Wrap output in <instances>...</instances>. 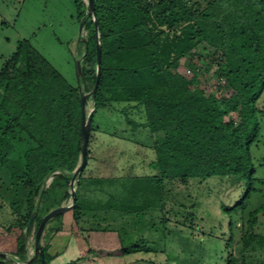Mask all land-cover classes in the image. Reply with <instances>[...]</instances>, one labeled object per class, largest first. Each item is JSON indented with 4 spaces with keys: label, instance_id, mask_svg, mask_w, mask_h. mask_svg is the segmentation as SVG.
<instances>
[{
    "label": "trees",
    "instance_id": "1",
    "mask_svg": "<svg viewBox=\"0 0 264 264\" xmlns=\"http://www.w3.org/2000/svg\"><path fill=\"white\" fill-rule=\"evenodd\" d=\"M84 4L76 0L79 11ZM94 7L98 32L94 19L83 20L88 34L80 43L85 50L87 44L88 50L77 66L79 84L89 89L93 83L94 89L100 41L101 78L96 93H91L96 110L110 102H131L143 109V122L126 119L158 136L152 166L160 188L165 180L186 183L216 175L245 183L247 190L237 203L223 205L232 228V211L243 213L252 193L258 191L251 149L260 141L257 113L264 93V0H94ZM203 43L213 47L214 53L205 58L210 60L206 65L199 66ZM184 57L192 60L189 66L195 74L190 79L178 71ZM213 66H217L214 77L219 86L225 80L231 90L228 97L208 94L197 84L198 73ZM232 114L239 122L227 118ZM82 117L81 86L71 84L30 41H21L0 68V166L27 193V215L8 228L16 230L14 254L25 264H42L40 252L27 261L28 237L33 224L43 219L35 213V200L52 173L59 171L58 177L67 182L72 179L82 151ZM94 124L93 116L90 138ZM89 157L88 145V162ZM78 202L77 197L72 209L77 226L82 215ZM261 211L262 205L249 214L242 237L244 252L260 237L251 228ZM61 216L55 218L61 220ZM61 229L58 225L55 231ZM42 248L44 264H50L53 256L47 247ZM125 252L121 247L120 253ZM93 256L99 254L93 252ZM227 264L240 261L232 254Z\"/></svg>",
    "mask_w": 264,
    "mask_h": 264
},
{
    "label": "rangeland",
    "instance_id": "2",
    "mask_svg": "<svg viewBox=\"0 0 264 264\" xmlns=\"http://www.w3.org/2000/svg\"><path fill=\"white\" fill-rule=\"evenodd\" d=\"M82 1L85 4L79 11L76 0H0V68L21 41H30L71 84L81 86L88 95L87 113L93 112L95 117L86 170L74 186L71 180L58 177L59 171L48 176L44 191L36 197L35 213L43 218L60 206L71 205L74 187L82 213L79 228L101 231L89 238V247L99 254L97 258L88 256L90 264H227L232 254L240 264H264V211L258 213L251 228L260 237L245 252L242 250L249 214L264 206V93L258 101L260 141L251 149L257 171L254 186L258 191L252 193L243 213L240 209L232 211L230 228V217L223 205L234 206L247 190L245 183L216 175L191 178L186 183L165 180L160 188L152 166L156 159L153 144L158 136L134 127L126 119L128 116L143 122V109L131 102H110L96 110L91 95L93 83L89 89L85 83L79 84L77 62L82 64L85 54L80 40L88 34L83 20L94 19L88 0ZM213 53V47L201 44L198 56L203 60L199 66L206 65L210 60L205 58ZM193 61L197 62V58ZM190 62V57H184L178 68L189 79L195 74ZM216 69L213 66L199 72L197 84L208 94L228 97L231 90L226 82L221 81L219 86L214 77ZM227 118L239 122L236 114ZM79 157L80 164L82 151ZM26 195L25 188L16 187L8 170L0 166L2 250L16 247V230L9 232L8 228L27 215ZM62 215L61 220L54 217L47 223L41 236L42 247L49 245L58 225L71 229L74 212L69 210ZM39 225L38 221L33 224L28 237L33 252ZM121 247L127 252L120 253ZM106 251L113 254H105Z\"/></svg>",
    "mask_w": 264,
    "mask_h": 264
},
{
    "label": "crops",
    "instance_id": "3",
    "mask_svg": "<svg viewBox=\"0 0 264 264\" xmlns=\"http://www.w3.org/2000/svg\"><path fill=\"white\" fill-rule=\"evenodd\" d=\"M76 223L71 222L70 228H75ZM67 230L63 228L54 235L53 239L47 245V251L53 256L50 264H67L72 260L79 259L77 264H90L91 262L88 256L93 255V250L90 245V240L92 239V234H96L101 231H89L85 230L83 227L75 228V230ZM90 238V240H89ZM88 242V243H87ZM28 245V260L33 258L34 252L31 251L30 243L27 241ZM16 247L13 249H0V252L6 253V256L0 257L2 264H25L18 256L14 254ZM93 252L90 253L89 251ZM105 250V249H104ZM109 252V251H107ZM9 256V257H8ZM27 260V261H28ZM92 263V262H91Z\"/></svg>",
    "mask_w": 264,
    "mask_h": 264
},
{
    "label": "water",
    "instance_id": "4",
    "mask_svg": "<svg viewBox=\"0 0 264 264\" xmlns=\"http://www.w3.org/2000/svg\"><path fill=\"white\" fill-rule=\"evenodd\" d=\"M88 4H89L90 14L95 19L96 30L98 32V22L95 18L96 17V11H95V7H94V0H88ZM87 50H88V45L86 44V50H85L84 56L86 55ZM101 63H102V52H101V48H100V41H98L97 78H96V82H95L92 94L96 93L98 86H99V82H100V78H101ZM77 66L80 68L81 63L77 62ZM87 96H88L87 94L82 92V106H83L82 132H81L82 160H81V163L76 168V170L74 171V174L72 176L71 184L73 186L76 183V181L78 180V177L82 174V172L84 171L85 167L88 164V145H89V139H90V129H91L93 112L87 113ZM43 191H44V189H43ZM71 197H72L71 205H67V206L63 205V206H60V207L50 211L47 215H45L43 217L42 221L40 222V225L37 229L36 236H35V251H34L33 258L35 257L37 252H40L42 255V259H43L42 264H44V259H45L44 251H43L42 244H41V236L44 232V229H45L47 223L52 218H54L55 216H57L59 214H63L69 210H72L76 206L77 194H76V189L74 187H73V190L71 191ZM34 215H35V213L32 215L29 224L32 223V221L34 219ZM4 256H6V253L0 252V257H4ZM33 258L29 259L28 261H31Z\"/></svg>",
    "mask_w": 264,
    "mask_h": 264
},
{
    "label": "built area",
    "instance_id": "5",
    "mask_svg": "<svg viewBox=\"0 0 264 264\" xmlns=\"http://www.w3.org/2000/svg\"><path fill=\"white\" fill-rule=\"evenodd\" d=\"M222 82H225V80H223Z\"/></svg>",
    "mask_w": 264,
    "mask_h": 264
}]
</instances>
